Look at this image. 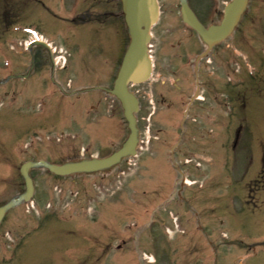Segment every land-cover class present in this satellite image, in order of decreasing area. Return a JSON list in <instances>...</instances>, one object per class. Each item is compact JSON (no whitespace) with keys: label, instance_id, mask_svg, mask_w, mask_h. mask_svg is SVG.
I'll return each instance as SVG.
<instances>
[{"label":"rangeland","instance_id":"rangeland-1","mask_svg":"<svg viewBox=\"0 0 264 264\" xmlns=\"http://www.w3.org/2000/svg\"><path fill=\"white\" fill-rule=\"evenodd\" d=\"M226 1L210 0L215 14ZM95 5L0 0V203L31 147L39 148L35 157L62 164L73 159L71 151L77 153L80 132L84 141L88 134L95 138L87 150L93 155L106 152V139L111 151L128 133L119 103L106 99L126 27L120 19L93 20L101 9ZM112 10L119 13V5ZM239 26L237 66L208 71V80L221 84L224 102L210 109V118L171 113L154 115L150 123L152 105L141 97L142 143L130 164L75 173L72 185L42 168L30 171L38 196L49 190L56 207L61 194L55 186L64 194L51 216L55 224L43 236L34 234V256L22 264H264V0L248 1ZM34 34L61 52L64 67L54 66L48 45L24 47ZM106 173L107 188L94 186L99 181L89 175ZM78 185L86 186L85 193ZM140 210L146 213L134 223L129 213ZM121 230L126 245L110 250ZM144 252L156 262H146Z\"/></svg>","mask_w":264,"mask_h":264},{"label":"flooded vegetation","instance_id":"flooded-vegetation-1","mask_svg":"<svg viewBox=\"0 0 264 264\" xmlns=\"http://www.w3.org/2000/svg\"><path fill=\"white\" fill-rule=\"evenodd\" d=\"M92 2L96 4L95 6L104 7V11L93 17L103 23L113 18L110 17L113 16L112 7L119 0H92ZM157 2L159 17L150 27L149 52L152 58L153 76L155 70L158 73L154 82L149 83V89L143 87L147 83L136 85L139 111L145 112L146 107L142 103L147 100L152 105V107L149 105L152 108L149 111L150 116H168L172 113L180 117L189 115L193 118L201 116L208 119L214 113V111L209 113L210 109L215 106L222 107L224 103L219 97L222 93V86L219 82L208 80V71L209 68L223 69L231 66L230 59L234 50L230 49L227 54L226 48H231L236 44L241 32L239 23L235 25L227 38L216 42L209 48L198 32L182 17L180 0H168L166 4L163 0H157ZM187 3L203 27L207 28L211 24L219 23L221 17H206L209 0H187ZM212 64L213 66L209 67ZM141 97L145 100L142 101ZM77 141L80 143L76 153L78 158L93 156L92 153H87L90 146H82L85 141L80 135ZM95 178L96 181L108 182L105 176ZM73 181L76 182V180ZM7 185L8 190L13 192L10 198L20 193L18 191L22 181L11 180ZM85 187V185H78V188L84 192ZM35 203L22 204L15 211L6 212L2 217L0 221V264L13 261L14 264L29 262L34 256L33 229H40V234L43 236L49 225H54V222L50 221L49 214L41 211L43 197L38 198ZM121 241L125 242V239ZM60 256L59 254L58 257Z\"/></svg>","mask_w":264,"mask_h":264},{"label":"water","instance_id":"water-1","mask_svg":"<svg viewBox=\"0 0 264 264\" xmlns=\"http://www.w3.org/2000/svg\"><path fill=\"white\" fill-rule=\"evenodd\" d=\"M247 0H231L223 10V18L219 25L211 26L208 30L202 29L192 17H195L189 9L185 0H181L183 17L186 18L201 34L204 40L211 44L213 41L224 38L229 34L240 14L242 13ZM124 20L128 28L130 42L124 53L120 68L114 81L112 93L120 100L123 114L129 128V135L122 147L105 158L67 163L62 165L49 164L45 161L26 162L20 168V173L24 177L26 191L20 196L29 198L32 193V182L28 175L31 166L43 165L56 174H68L76 171H90L108 167L118 162L120 157L134 154L136 145V127L133 112L138 108L137 99L127 90V83L141 82L147 79L150 67L146 53V42L148 35L146 29L155 22L157 17V6L155 0H121ZM19 197V198H20ZM15 200L0 207V218L3 212L13 205Z\"/></svg>","mask_w":264,"mask_h":264}]
</instances>
